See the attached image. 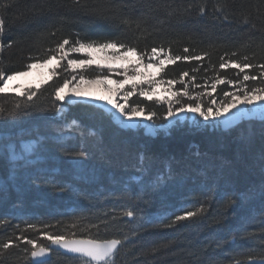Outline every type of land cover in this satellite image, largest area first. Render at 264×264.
<instances>
[{
  "label": "trees",
  "instance_id": "obj_1",
  "mask_svg": "<svg viewBox=\"0 0 264 264\" xmlns=\"http://www.w3.org/2000/svg\"><path fill=\"white\" fill-rule=\"evenodd\" d=\"M9 3L11 6L0 12L5 19L0 34V43L5 45L0 68L8 74L26 71V65L34 62L30 57L45 55L61 37L76 39L79 34L81 39L116 37L146 55L152 47L163 46L173 57L199 56V60L168 64L160 78L196 92L212 88L217 77L224 78V84L216 85L217 101L223 99L225 91L240 86L228 84V80L249 88L264 84L259 78L243 81L245 74L259 76L260 69L240 72L228 63H243L244 56L254 65L264 63L260 48L264 0H0V4ZM201 4L205 5L204 14L199 12ZM116 5H121L119 16L132 19L131 26L114 18ZM190 5V11L184 12ZM217 5L223 11H217ZM171 9L178 12L168 16ZM245 16L250 23L243 22ZM184 48L189 51L185 53ZM221 63H226L224 69H220ZM183 72L188 75L181 79ZM64 79H68L67 74L58 72L35 90L31 101L15 93L0 94V106L11 111L20 102L21 111L26 113L15 119L0 116V143L22 138L46 144L41 158L23 169L14 170L0 150V245L12 242L0 264H29L24 250L31 246L24 237L47 246L50 242L43 238L44 232H75L103 239L120 238L130 234V229L138 236L134 244L120 249L117 264H250L253 259L260 264L264 259V122L243 120L226 130L183 123L152 137L142 129L119 127L94 105L57 101L53 92ZM129 104L155 111L153 121L164 122L163 105L139 96L130 97ZM57 107L65 111L58 113ZM72 120L98 133L99 144L91 139L85 142L89 157L82 164L73 163L55 146L54 130ZM143 153L150 158L151 175L160 177L150 202L143 196V185L134 179L138 157ZM37 174L55 177L69 191L57 193L43 184H33ZM148 175V171L142 173ZM226 193L236 194L241 203L225 213L221 197ZM201 205L207 212L175 227H165L167 221H161ZM127 210H135V220L124 216ZM141 217L151 221L143 229L139 227ZM217 221L222 227H217ZM50 264L81 261L54 253Z\"/></svg>",
  "mask_w": 264,
  "mask_h": 264
},
{
  "label": "snow or ice",
  "instance_id": "obj_2",
  "mask_svg": "<svg viewBox=\"0 0 264 264\" xmlns=\"http://www.w3.org/2000/svg\"><path fill=\"white\" fill-rule=\"evenodd\" d=\"M74 3H79V0H74ZM11 4H0V12L5 11ZM170 7V6H169ZM121 5H116L117 16L119 22L125 26H131L133 23L132 19L128 16H119V11ZM191 9V5L188 9H184V12H188ZM217 11H223V9L217 5ZM205 5L201 4L199 6V12L204 14ZM178 9H171L168 11V16L176 14ZM225 20L228 19L227 16L224 17ZM243 22L248 24L250 23V18L245 16ZM135 23L139 27L140 21L139 18L136 19ZM264 23V21H262ZM252 28H255L254 23L251 24ZM5 29V19L3 15H0V34L4 32ZM51 35H55V32H52ZM76 39H71L69 37H61L59 40L55 41L54 47H50L45 50V55L38 57H30L34 62L28 63L26 65V71H15L11 74L6 73L3 68H0V94L15 93L20 97H26L27 101H31L33 97L37 94L35 90L31 88H23L21 85H13L12 82L15 81L18 77L27 76L29 72L36 67H47L52 65L50 71L51 76L55 77L58 75L57 69L63 68L64 71L71 70L72 73H77L78 70L82 72L87 71L91 66L95 65L98 69L108 68L111 69V64L104 62H97L92 56L93 51L104 52L105 55H109L107 52L108 49H117L113 51L110 55L116 59L128 60V55L131 54L136 56L137 59L135 62L128 61L129 63H134L132 72V79H135L137 75H143L136 71V68L143 62L145 53L138 52L137 48L134 45L128 44L119 38L116 37H103L101 39H91V38H79L77 34ZM11 47V42L7 45ZM5 45L0 43V53L3 52ZM261 51L264 52V40L260 44ZM123 50V53L119 50ZM188 48H184V52L187 53ZM87 58H83L79 55L72 56L71 54H81ZM151 53L155 56H159L161 53H164V59H161L158 64H148L146 67L155 66L159 70H163L165 62L168 64H175L179 60H191V59H201V57H191V56H175L165 53L163 46L160 48L152 47ZM233 56L237 55L236 52L232 53ZM255 55V54H254ZM248 56H244L243 63L236 61H229L231 67L237 68L240 72H244L245 69L258 68L260 69L259 76L257 75H248L243 76V81H256L258 78L264 81V63L252 64L247 62ZM62 61H66V64H62ZM220 69L226 67V63H221L219 65ZM125 79L117 80L115 83L119 85H124L128 83L129 78V69L124 68L123 73ZM187 72L181 74V79L184 76H187ZM71 79L75 81L77 79L76 75H72ZM107 74L101 72L94 79L90 80V83H104L107 80ZM85 76L83 74L79 75V81L84 82ZM148 84L150 85L149 89L141 88L139 95L147 97L149 100L152 99V88L151 86L158 83H167L171 85L173 81H163L149 79ZM225 79L217 77L215 82L212 84V90L215 91L217 84H224ZM228 84L239 83L240 86L236 89L235 92L225 91L223 93V99L217 101L216 99L210 100L208 104H205L200 97V94L197 96H190L187 88L183 91H174L172 92V97L176 98H167L164 102L167 103L168 108L166 112V119H171L173 117H178L181 113L191 112L198 113L199 117L203 118V121L207 122V127L217 128L221 124L225 126L231 125L236 119L243 118L248 115H258L260 120L264 122V84L259 86H253L249 88L247 84L242 82L228 80ZM69 84L68 79H64L63 83L57 86L54 89V96L57 101H65V87ZM39 85L37 86V88ZM138 85L131 84L130 88L127 91H124L122 88L117 89L115 92L112 89H106L108 95L106 96H92L90 93L75 91V98H91L99 101L106 102L107 105H110L112 109L115 110V113L118 114V117L123 118L120 120V123L124 127H136L138 126V118H143L144 120H153L156 116L155 111H147L140 107L139 105H130L129 98L135 93ZM121 92L123 93L121 95ZM211 96V93H208ZM187 96L190 97L192 102L184 103L179 97ZM123 102H120V101ZM74 100L72 97H68V103H73ZM157 102H160L157 100ZM174 105H179L175 107ZM243 106H256L258 111H254L251 108H242ZM27 108H31L32 105H26ZM233 110H235L233 112ZM56 111L62 113L64 111L63 107H57ZM228 113H232L231 116H228ZM26 114L21 111V103L16 102L11 111H7L3 106H0V116H3L5 119H15L20 115ZM223 118V119H222ZM126 121H131L133 123L126 124ZM199 123V122H197ZM54 139L56 141V148L60 154L64 157L70 158L75 164H82L89 157V151L85 146V142L88 139H91L97 144L98 133L93 129H85L84 126L78 120H72L70 123H65L61 126H58L54 130ZM0 150L3 151L4 158L11 163V167L15 169H23L28 165H32L41 158V155L46 150V144L42 143L39 139L37 140H24L19 138L17 140L6 139L3 143H0ZM35 157V159H33ZM150 158L147 153H143L138 157V163L136 165L137 175L134 179L140 181L143 185V196L148 197V202L155 196L159 185L160 177H153L149 169ZM262 164H264V159H262ZM145 171L149 172L148 176H142V173ZM33 184H43L45 187L49 188L53 192L57 193H66L69 191L68 187L64 184L59 183L55 177H48L47 175L41 176L40 174L35 175L32 178ZM141 198V197H138ZM222 207L226 213L228 209H234L238 207L241 203L239 197L236 194L226 193L221 197ZM207 212V209L201 205L195 211L193 210H183L181 213H173L172 217H163L161 221H167L164 224L165 227H175L179 222L190 220L194 217L200 216L202 213ZM124 216L128 218L136 219L135 210H127L124 212ZM141 222L139 227L143 229L146 224H150V220H144L143 217L140 218ZM224 220H227V216L224 215ZM76 225L74 224L73 227ZM29 227H34V225H29ZM95 227V226H94ZM217 227H222L221 221H217ZM82 231H87V229H82ZM238 231V230H237ZM130 234H123L120 238H98L91 235L81 236L73 232L70 235L65 234H52L48 232L42 233L43 238L50 242L49 245L39 244L33 239H28L24 237V241L27 245L31 246V249H25L24 251L28 253L26 257L29 260V264H50L51 256L54 253H58L60 250H63L65 253L73 254V258L81 261V264H117L118 253L121 248H126L130 244H134V238L138 236V233L135 230H129ZM17 239H20L18 237ZM234 240V237L232 238ZM12 246V242H6L0 245V257H3L4 251L9 249ZM218 247L220 244L217 245ZM153 252L157 251L156 248L152 249ZM250 264H255V260H251ZM260 264H264V259L260 261Z\"/></svg>",
  "mask_w": 264,
  "mask_h": 264
},
{
  "label": "rangeland",
  "instance_id": "obj_3",
  "mask_svg": "<svg viewBox=\"0 0 264 264\" xmlns=\"http://www.w3.org/2000/svg\"><path fill=\"white\" fill-rule=\"evenodd\" d=\"M113 51H117V49H108L107 52L109 55H105L104 52H99V51H93L92 56L95 58L97 62H104L111 64V69L109 70L108 68H103V69H98L95 65L91 66L87 71L82 72L80 70L77 71V73H72L71 70L69 69L68 71H64L63 68H58L57 73L64 71L67 74V77L69 79V84L65 87V94H66V100L65 101H60L62 104H74V103H87L94 105L102 110H104L114 121L115 124H117L119 127L124 128V129H142L145 134L149 136H156L158 134H166L174 125H179L183 123H188V125H191L194 128H199V129H230L233 128L235 125H237L240 121L243 120H249V119H254V120H260L258 115H248L240 119H236L233 124L230 126L224 127L223 124H221L217 128H211L207 127V122L203 121L202 117H199V114L196 113H191V112H185L181 113L178 117H173L171 119H164L163 123H155L153 120H144L142 117L138 118V126L136 127H124L121 123L120 120L123 118L118 117V114L115 113V110L112 109L110 105H107L106 102L104 101H99L95 99L89 98H75L74 97V92L75 91H81V92H86L92 94V96H106L108 95V92L106 89H112L114 92L117 89H123L124 91H127L130 88L131 84H136L138 85L137 89L135 90V93L132 95L134 96H139L141 98H144L146 100H149L147 97H143L139 95L140 89H149L150 85L148 84L149 79H155V80H161L160 74L162 70H159L155 66L151 67H146L148 64H158L161 59H164V53H161L159 56H155L152 53L145 55L144 60L140 65L136 68V71L139 73H143V75H137L135 79H132V72L131 69L134 66V63H129L128 61H133L135 62L137 57L133 56L131 54L128 55V60L124 59H116L113 58L110 54ZM123 53V50H119ZM72 56H81L83 58H87L84 56L83 53L81 54H71ZM62 64H66V61H62ZM168 63L165 62V66H167ZM52 65H49L47 67H36L33 68L27 76H22L18 77L15 81L12 82L13 85H21L23 88H31L33 90L37 89V86L39 85L42 86L43 84L47 83L51 78V69ZM127 67L129 69V78H128V83L124 85H119L115 83L117 80H123L125 79L123 73H124V68ZM163 68V69H164ZM101 72L107 74L108 79L104 81V83H90L89 81L94 79L98 74ZM83 74L85 76L84 82L79 81V75ZM97 74V75H96ZM72 75H76L77 79L73 81L71 79ZM38 87V88H39ZM152 88V99L150 101L155 102L158 105H163L165 108V111L167 112L168 105L164 101L167 98H173L172 97V92L174 91H183L184 88L181 87V85H175V84H167V83H158L156 85L151 86ZM236 89L232 92H235ZM190 96H197V94H200V97L202 98L203 102L205 104H208L210 100L214 99L215 91L212 90L211 87H207V89H203L200 91H188ZM208 93H211V96L208 95ZM123 93L121 92V95ZM72 97L74 100L73 103H68V97ZM131 96V97H132ZM179 99L182 100L184 103H189L192 102L190 100V97L187 96H181ZM159 100L160 102H157ZM120 102H123L122 100ZM175 107H179V105H174ZM242 108H251L254 111H258L256 106H243L241 105ZM64 108V107H63ZM65 111V108H64ZM235 110H233L234 112ZM199 122V123H197ZM126 124L133 123L131 121H126Z\"/></svg>",
  "mask_w": 264,
  "mask_h": 264
},
{
  "label": "water",
  "instance_id": "obj_4",
  "mask_svg": "<svg viewBox=\"0 0 264 264\" xmlns=\"http://www.w3.org/2000/svg\"><path fill=\"white\" fill-rule=\"evenodd\" d=\"M50 244V243H49ZM48 244V245H49ZM58 253H60V254H62V255H64V256H67V257H73V254H71V253H65L63 250H60Z\"/></svg>",
  "mask_w": 264,
  "mask_h": 264
},
{
  "label": "bare ground",
  "instance_id": "obj_5",
  "mask_svg": "<svg viewBox=\"0 0 264 264\" xmlns=\"http://www.w3.org/2000/svg\"><path fill=\"white\" fill-rule=\"evenodd\" d=\"M227 115H228V116H231L232 113H228ZM222 119H223V118H222ZM233 123H234V122H233ZM233 123H232V124H233ZM223 126H224V127H227V126H225L224 124H223ZM229 126H230V125H229Z\"/></svg>",
  "mask_w": 264,
  "mask_h": 264
}]
</instances>
